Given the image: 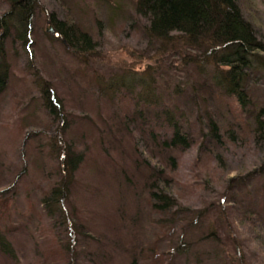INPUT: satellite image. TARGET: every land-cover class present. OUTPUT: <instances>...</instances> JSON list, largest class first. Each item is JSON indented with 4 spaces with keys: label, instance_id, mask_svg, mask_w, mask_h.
<instances>
[{
    "label": "rangeland",
    "instance_id": "1",
    "mask_svg": "<svg viewBox=\"0 0 264 264\" xmlns=\"http://www.w3.org/2000/svg\"><path fill=\"white\" fill-rule=\"evenodd\" d=\"M137 2L40 0L30 48L7 49L10 81L0 95V233L15 256L0 254V264H63L62 246L73 242L84 252L86 263L80 264H93L89 251L97 253L93 257L99 264H264V142L253 136L247 121L237 143L222 146L204 139L197 107L208 103L213 112L226 113L229 122L236 116L229 113L235 101L216 93L215 104V91L206 86L207 77L201 78L199 62L188 63L191 57L181 47L148 38ZM239 4L264 43V0ZM7 11L0 0V17ZM52 16L87 29L98 45L97 57L82 64L50 32ZM148 70L164 101L194 123L195 140L188 150H163L142 138V125L127 126L125 120L136 111L135 102L113 105L107 95L92 91L94 77L108 85L111 75ZM252 81L254 95L264 102V70ZM177 85L185 86L184 95L175 94ZM45 89L66 104L73 138L86 153L62 205L67 224L43 204L45 193L64 174L53 152L59 122L46 110ZM153 179L170 184L181 210L174 225L162 221L168 215L152 210ZM212 231L218 240L199 242ZM181 240L192 242L191 257L176 255ZM51 251L59 262L46 260Z\"/></svg>",
    "mask_w": 264,
    "mask_h": 264
},
{
    "label": "trees",
    "instance_id": "2",
    "mask_svg": "<svg viewBox=\"0 0 264 264\" xmlns=\"http://www.w3.org/2000/svg\"><path fill=\"white\" fill-rule=\"evenodd\" d=\"M2 3L7 5L8 11L0 17V95L7 90L10 81L7 49L9 46L18 45L30 48L27 44L34 18L40 8V0H2ZM239 3L240 0H138L136 5L137 15L147 22L145 30L151 41L166 47H181L191 57L188 63L199 62L201 78L207 77L206 86L215 91L213 98L215 104L218 101L216 93L228 101L232 99L235 101L229 104V113L236 116L229 122L226 120L228 117L226 113L213 112V107L208 103L204 107H197L202 113L197 125L199 133L204 139L213 138L222 146L225 145V141L237 143L240 140L237 134L246 121L253 125V136L259 143L264 142V102H261L262 98H256L254 95L255 86L252 81L257 71L264 70L262 61L264 43L259 40L253 23L245 17ZM116 7L119 12L120 7ZM50 18L54 38L62 40L82 64L87 65L89 60L97 57L98 45L81 24L75 20H59L54 16ZM165 52L168 53L169 50ZM148 72L149 70L143 75L135 72L114 74L110 76L108 85H104V78L94 77L92 91L96 90L99 95L101 93L100 96L107 95L113 105L130 100L135 102L136 111L126 115L125 120L127 126L142 125V138H148L163 150H188L195 140L194 123L188 118L184 119L178 106H171L169 101H164V96L158 94L156 90L158 84ZM110 91L112 94H108ZM185 92V86L177 85L176 95H184ZM198 93L196 92L199 101ZM43 95L46 110L52 119L59 122L57 130H60V139L59 143L54 144L53 152L58 154L64 173V176L61 175L45 193L43 204L50 211V215L59 216L62 222L67 224L69 222L62 205L70 196V186L74 184L78 172L85 163L86 153L78 150L77 142L73 138L71 127L73 121L67 113L66 104L50 89H45ZM110 131L113 132L112 129ZM160 131L165 133L164 136L159 133ZM214 157L221 160L217 156ZM161 174L163 175V172ZM152 182L149 190L153 212L168 215V218L162 221L174 225L177 212L181 210H178V202H175L173 195L168 191L169 182L166 181L163 185L159 180L153 179ZM71 222H74V219ZM216 240L218 236L212 231L199 242ZM180 242L182 247L176 250V255L191 257L194 250L192 242L187 243L183 240ZM54 253L55 251H51L46 255V260L53 258ZM0 254L13 259L15 256L12 244L1 233ZM83 254L82 248H77L75 242L63 244L60 263H86V259L85 262L82 259ZM57 256L58 254L55 257ZM93 256H97V253L94 255L89 251L90 261L99 264ZM55 257L54 260L59 262Z\"/></svg>",
    "mask_w": 264,
    "mask_h": 264
},
{
    "label": "water",
    "instance_id": "3",
    "mask_svg": "<svg viewBox=\"0 0 264 264\" xmlns=\"http://www.w3.org/2000/svg\"><path fill=\"white\" fill-rule=\"evenodd\" d=\"M51 33H54V29L53 27L51 29H49Z\"/></svg>",
    "mask_w": 264,
    "mask_h": 264
}]
</instances>
